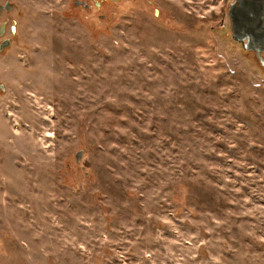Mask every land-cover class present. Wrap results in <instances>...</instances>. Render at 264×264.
<instances>
[{"label":"rangeland","instance_id":"374dc122","mask_svg":"<svg viewBox=\"0 0 264 264\" xmlns=\"http://www.w3.org/2000/svg\"><path fill=\"white\" fill-rule=\"evenodd\" d=\"M4 1L0 264H264V65L231 0Z\"/></svg>","mask_w":264,"mask_h":264},{"label":"water","instance_id":"95a60500","mask_svg":"<svg viewBox=\"0 0 264 264\" xmlns=\"http://www.w3.org/2000/svg\"><path fill=\"white\" fill-rule=\"evenodd\" d=\"M264 0H239V5H229L227 16L231 37L238 43H243V49L254 52L258 61L262 62L264 53V18L262 4ZM2 6H0L1 11ZM81 151H77L74 158L81 160Z\"/></svg>","mask_w":264,"mask_h":264},{"label":"flooded vegetation","instance_id":"af4514ba","mask_svg":"<svg viewBox=\"0 0 264 264\" xmlns=\"http://www.w3.org/2000/svg\"><path fill=\"white\" fill-rule=\"evenodd\" d=\"M260 3L262 4V7H263L262 8L263 12H262V16L261 17L264 18V2H260ZM231 4H234V5L238 6L239 5V0H231L229 5H231ZM0 6H2L1 11H0V15L4 11L9 12L12 9L11 4L8 3L7 1H4L3 4H1ZM227 10H228V8H227ZM227 19H228V16H227ZM228 26H229V19H228ZM5 28H6V20L4 19V20H2L0 22V54L2 53L3 50L7 49L9 47V45H10V38L8 36H4L5 35ZM229 28H230V26H229ZM10 31H13V29L10 30ZM240 44L243 46V43H240ZM249 53L250 54H254L255 58L257 59L256 54L254 52H249ZM260 56H261L262 62L258 61V59H257V61L261 65H264V58H263L264 57V53H262Z\"/></svg>","mask_w":264,"mask_h":264}]
</instances>
